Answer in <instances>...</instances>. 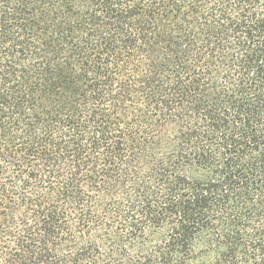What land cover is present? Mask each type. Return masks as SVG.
<instances>
[{
	"label": "trees",
	"instance_id": "16d2710c",
	"mask_svg": "<svg viewBox=\"0 0 264 264\" xmlns=\"http://www.w3.org/2000/svg\"><path fill=\"white\" fill-rule=\"evenodd\" d=\"M0 264H264V0H0Z\"/></svg>",
	"mask_w": 264,
	"mask_h": 264
}]
</instances>
